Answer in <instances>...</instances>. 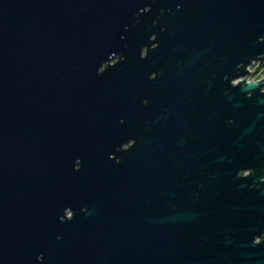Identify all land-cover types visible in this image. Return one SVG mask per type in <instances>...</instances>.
Wrapping results in <instances>:
<instances>
[{"label": "water", "instance_id": "obj_1", "mask_svg": "<svg viewBox=\"0 0 264 264\" xmlns=\"http://www.w3.org/2000/svg\"><path fill=\"white\" fill-rule=\"evenodd\" d=\"M255 62L264 0H0V264H264Z\"/></svg>", "mask_w": 264, "mask_h": 264}, {"label": "clouds", "instance_id": "obj_2", "mask_svg": "<svg viewBox=\"0 0 264 264\" xmlns=\"http://www.w3.org/2000/svg\"><path fill=\"white\" fill-rule=\"evenodd\" d=\"M147 8H144V9H142L141 11H144V12H147V10H146ZM137 21H139V19H137ZM136 22V21H135ZM134 22V23H135ZM155 23V21H153V24ZM167 25L165 24V25H162L161 26V32H163L164 31V29H165V27H166ZM149 27H151V25H149ZM145 31H147V29H145ZM148 38H152V39H155V34H153V35H150ZM158 43V42H157ZM145 46L146 45H142L141 46V48H140V53H141V55H143V53H144V48H145ZM152 46V48H156V44H152L151 45ZM123 58V57H122ZM151 75H153L155 78L156 77H158L159 75H160V72H159V70H157V71H154V73L153 74H151ZM253 79H259V77H254ZM147 104V100L146 99H144V100H141V105H146ZM229 123H231V120H229ZM137 139H141V138H139V137H137L136 138V141H137ZM110 159H111V156H110ZM122 161V158L119 160V161H116V160H114V162H116V163H120ZM76 170H79V169H76ZM197 187H200V185H197ZM195 194V193H194ZM63 222V221H62ZM60 237L58 236L57 237V239H59ZM262 242H264V232H262V233H260L259 234V236H256V235H254L253 236V238H252V243L253 244H260V243H262ZM37 259L38 260H40V259H42V254L41 255H38L37 256Z\"/></svg>", "mask_w": 264, "mask_h": 264}, {"label": "rangeland", "instance_id": "obj_3", "mask_svg": "<svg viewBox=\"0 0 264 264\" xmlns=\"http://www.w3.org/2000/svg\"><path fill=\"white\" fill-rule=\"evenodd\" d=\"M261 63H256L255 62L254 66L247 67V71H248V68H249V71H250L249 73H251L249 75V78L246 79L247 81H256V80H260V79L264 78V62H261ZM254 77H259V79H253ZM240 79H243V78H240ZM244 81H245V79H244ZM263 89H264V85H263Z\"/></svg>", "mask_w": 264, "mask_h": 264}, {"label": "built area", "instance_id": "obj_4", "mask_svg": "<svg viewBox=\"0 0 264 264\" xmlns=\"http://www.w3.org/2000/svg\"><path fill=\"white\" fill-rule=\"evenodd\" d=\"M254 65H255V63H252V64H251L250 66H248V67H251V66H254ZM253 68H254V67H253ZM254 70H255V69H254ZM248 72H250V71H249V68H248ZM253 72H254V71H253ZM253 72H252V73H253ZM250 74H251V73H248V74L245 76V78H244L245 81H247L246 79L249 78V75H250Z\"/></svg>", "mask_w": 264, "mask_h": 264}, {"label": "flooded vegetation", "instance_id": "obj_5", "mask_svg": "<svg viewBox=\"0 0 264 264\" xmlns=\"http://www.w3.org/2000/svg\"><path fill=\"white\" fill-rule=\"evenodd\" d=\"M115 59L112 60V62L114 61ZM131 143V141H128L126 144L129 145ZM124 144L121 145V147H123Z\"/></svg>", "mask_w": 264, "mask_h": 264}, {"label": "bare ground", "instance_id": "obj_6", "mask_svg": "<svg viewBox=\"0 0 264 264\" xmlns=\"http://www.w3.org/2000/svg\"><path fill=\"white\" fill-rule=\"evenodd\" d=\"M233 82H236V81H233Z\"/></svg>", "mask_w": 264, "mask_h": 264}, {"label": "trees", "instance_id": "obj_7", "mask_svg": "<svg viewBox=\"0 0 264 264\" xmlns=\"http://www.w3.org/2000/svg\"><path fill=\"white\" fill-rule=\"evenodd\" d=\"M262 64V63H261ZM260 65V64H259Z\"/></svg>", "mask_w": 264, "mask_h": 264}]
</instances>
